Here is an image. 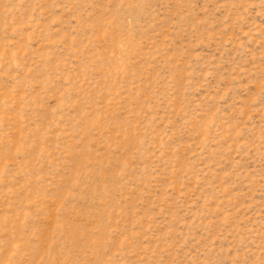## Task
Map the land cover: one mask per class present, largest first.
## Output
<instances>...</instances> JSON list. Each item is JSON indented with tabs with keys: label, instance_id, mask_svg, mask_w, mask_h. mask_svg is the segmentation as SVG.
<instances>
[{
	"label": "rangeland",
	"instance_id": "1",
	"mask_svg": "<svg viewBox=\"0 0 264 264\" xmlns=\"http://www.w3.org/2000/svg\"><path fill=\"white\" fill-rule=\"evenodd\" d=\"M0 264H264V0H0Z\"/></svg>",
	"mask_w": 264,
	"mask_h": 264
}]
</instances>
